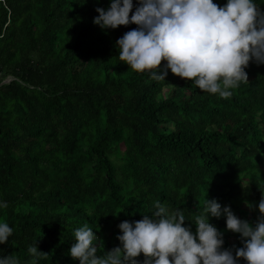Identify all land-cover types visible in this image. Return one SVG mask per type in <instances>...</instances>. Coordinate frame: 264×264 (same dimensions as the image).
Here are the masks:
<instances>
[{
	"label": "trees",
	"instance_id": "16d2710c",
	"mask_svg": "<svg viewBox=\"0 0 264 264\" xmlns=\"http://www.w3.org/2000/svg\"><path fill=\"white\" fill-rule=\"evenodd\" d=\"M109 4L0 0V73L14 77L0 84V220L14 228L0 253L20 264H32L36 240L48 253L37 264H79L68 250L84 223L103 254L120 244L118 224L151 214L157 199L183 208L186 223L206 195L258 215L244 204L258 205L264 188V64L250 62L228 98L171 70L155 80L119 58L116 41L135 23L93 22ZM210 222L224 247L242 246L225 217Z\"/></svg>",
	"mask_w": 264,
	"mask_h": 264
},
{
	"label": "clouds",
	"instance_id": "9594fccd",
	"mask_svg": "<svg viewBox=\"0 0 264 264\" xmlns=\"http://www.w3.org/2000/svg\"><path fill=\"white\" fill-rule=\"evenodd\" d=\"M93 22L103 29L135 23L116 41L121 61L139 72L163 81L172 73L192 80L199 89L228 98L242 81H248L250 62L264 64V9L258 0H110L97 5ZM131 13V15H130ZM164 61V63H162ZM254 221L239 217L231 205L206 198L202 211L189 221L183 208L157 199L151 214L122 220L120 244L98 253L101 237L87 223L74 229L69 254L79 264H264V188ZM8 201L0 199V208ZM225 217L226 229L239 233L242 246L224 247V231L210 217ZM195 225V230H193ZM14 228L0 220V244ZM32 264L48 253L37 240L28 246ZM143 253V259H139ZM0 264H20L0 253Z\"/></svg>",
	"mask_w": 264,
	"mask_h": 264
},
{
	"label": "built area",
	"instance_id": "2783aa9c",
	"mask_svg": "<svg viewBox=\"0 0 264 264\" xmlns=\"http://www.w3.org/2000/svg\"><path fill=\"white\" fill-rule=\"evenodd\" d=\"M12 79H14L13 76L11 75H7V76H2L0 73V84H4V83H8L9 81H11Z\"/></svg>",
	"mask_w": 264,
	"mask_h": 264
},
{
	"label": "rangeland",
	"instance_id": "374dc122",
	"mask_svg": "<svg viewBox=\"0 0 264 264\" xmlns=\"http://www.w3.org/2000/svg\"><path fill=\"white\" fill-rule=\"evenodd\" d=\"M170 94V88H165L162 92V96H168ZM245 208H249L248 204H244Z\"/></svg>",
	"mask_w": 264,
	"mask_h": 264
}]
</instances>
